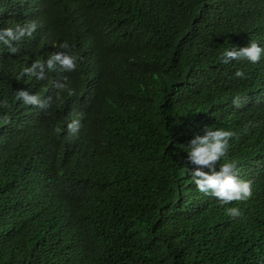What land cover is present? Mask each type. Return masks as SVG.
<instances>
[{"label":"trees","instance_id":"obj_1","mask_svg":"<svg viewBox=\"0 0 264 264\" xmlns=\"http://www.w3.org/2000/svg\"><path fill=\"white\" fill-rule=\"evenodd\" d=\"M28 20L16 54L0 45V264H264V57L219 60L264 47V0H0V27ZM64 40L75 71L16 79ZM65 77L72 95L50 82ZM212 125L236 133L226 159L251 181L246 201L189 179L182 146Z\"/></svg>","mask_w":264,"mask_h":264},{"label":"clouds","instance_id":"obj_2","mask_svg":"<svg viewBox=\"0 0 264 264\" xmlns=\"http://www.w3.org/2000/svg\"><path fill=\"white\" fill-rule=\"evenodd\" d=\"M37 27L35 20L16 22L12 26L0 27V45L5 46L9 53L16 54L19 51V43L25 38H32ZM58 48L60 51L50 53L46 59H35L27 66L21 67L16 79L27 77L28 80L35 78L36 81H44L48 79V74L54 71H75L78 56L69 42L67 40L60 42ZM262 57H264V47L251 39L246 46L225 47L219 53V60L222 64H228L231 61H247L256 64ZM233 76L239 79L246 78L244 70L240 68H236ZM66 81L67 77L63 80L50 82L54 88L66 90L68 95H72L73 90L68 87ZM14 99L22 105L47 109L50 107L53 97H42L37 92L20 89L15 91ZM56 99H59V92L56 94ZM239 100L238 95L234 96L232 104L238 107ZM7 104V100L0 101V107H6ZM80 126V120L72 119L66 123L67 133L75 135ZM235 135L236 133L231 129L214 125L205 126L202 134L194 135L187 146H182L187 153L188 162L193 165L188 168L191 183L195 185L196 190L206 196L216 198L217 203L221 205L231 201H246L252 195L251 181L239 177L235 160L226 159L229 141ZM217 162H219L218 167ZM225 211L233 218L242 215L241 210L236 206L228 207Z\"/></svg>","mask_w":264,"mask_h":264}]
</instances>
